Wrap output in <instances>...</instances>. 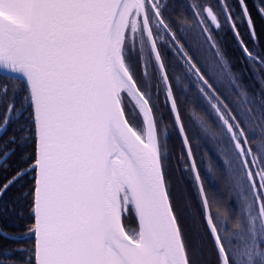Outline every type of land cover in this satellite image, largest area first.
Here are the masks:
<instances>
[{"label": "snow or ice", "instance_id": "6c2138e0", "mask_svg": "<svg viewBox=\"0 0 264 264\" xmlns=\"http://www.w3.org/2000/svg\"><path fill=\"white\" fill-rule=\"evenodd\" d=\"M101 3L0 0V75L15 81L11 89L7 83L0 85V101H7L0 107V131L17 126L0 143V171L10 173L0 181V201L15 189L12 203L0 204V218L23 225L18 236L0 226V242L12 239L31 245L25 261L22 250L0 244V264H168L164 245L155 235L166 228L167 217L153 192L149 157L132 139L141 147H148L149 141L132 126L116 69L106 72L98 52ZM242 3L241 11L251 20L245 0ZM257 12L264 18V5ZM169 27L173 29L171 23ZM169 51L164 45L160 51L161 86L169 80ZM108 78L113 82L111 93L105 87ZM163 91L165 100L172 99L174 122L184 134L179 105L167 87ZM115 105H120L123 123L112 114ZM149 118L156 127L150 107ZM220 118L243 147L239 124L224 115ZM151 154L160 167L171 222L179 228L158 137ZM246 164L252 200L259 204L257 216L264 220V167L256 164L257 181L253 164L247 159ZM130 218L135 221L132 229ZM210 223L216 264H264V242L257 244L255 232L241 248L221 235L214 220Z\"/></svg>", "mask_w": 264, "mask_h": 264}, {"label": "trees", "instance_id": "16d2710c", "mask_svg": "<svg viewBox=\"0 0 264 264\" xmlns=\"http://www.w3.org/2000/svg\"><path fill=\"white\" fill-rule=\"evenodd\" d=\"M223 3L242 47L218 0H158V4L154 3L162 23L217 99L194 75L161 28L154 41L159 57L163 45L170 49L166 58L168 83L161 86V75L154 60H151V78H145L144 83L141 73L138 83L135 82L139 91L142 88L145 91L141 94L144 99L151 101L148 105L154 112L156 128L166 137L165 152L162 150L160 159L171 204L179 220L184 253L187 249L188 264H216L210 238L213 227L210 221L213 220L214 226L222 230L221 235L230 238L232 246L243 248L253 232L258 245L264 242L260 238L264 236V220L257 216L259 204L252 200L250 171L246 164V159L253 164L251 171L257 172L258 181L256 164L264 167V18L257 9L264 5V0H245L251 20L241 11L242 0L239 4L237 0H223ZM142 63L144 61L138 66ZM5 83L11 89L15 81L0 75V85ZM163 87L172 92L179 105L198 182L174 122L172 99L165 100ZM6 102L0 101V107ZM127 113L134 127L133 123L140 121L139 116L128 110ZM221 115L230 123L239 124L237 133H245V136L240 133L243 147L227 131L229 124ZM16 127L9 125L0 131V143ZM3 162L4 157L0 156V165ZM9 174L0 171V181ZM14 192L12 189L0 204H11ZM250 204L252 209L248 208ZM0 226L6 228L10 236H18L17 229L23 227L10 218H0ZM0 244L12 251L22 250V258L27 261V250L31 247L27 241L9 239ZM20 258L17 255L16 259Z\"/></svg>", "mask_w": 264, "mask_h": 264}, {"label": "water", "instance_id": "95a60500", "mask_svg": "<svg viewBox=\"0 0 264 264\" xmlns=\"http://www.w3.org/2000/svg\"><path fill=\"white\" fill-rule=\"evenodd\" d=\"M127 0H102L101 6L98 10V20H97V47H98V52L101 58V61L103 65L105 66V71L107 72L108 69L110 68H115L117 75H119L126 83L128 88L130 89L131 93L134 95L135 99L139 103V106L142 110L143 113V118L146 123V137L148 138V133L149 131L153 128L151 119L149 118V105L144 99V97L141 95L139 92L138 88L136 87L135 83L133 80L130 78L128 73L125 71L123 68L118 52H117V47H116V41H115V36H116V29L119 23L120 15L122 12V8L124 4L126 3ZM139 2V0H138ZM220 7L222 9V12L225 15V18L236 38L238 41L239 45L242 47V44L240 43V40L236 34V31L231 23V20L228 16V13L226 11V8L224 6L223 0H218ZM139 4V3H138ZM140 7V4H139ZM149 7L155 17L156 22L159 24L161 29L166 33V35L169 37L171 42L176 45V49L186 62V64L190 67L191 71L194 73V75L201 81V83L204 85V87L208 90V92L215 98L216 96L213 94V92L210 90V88L207 86V84L203 81V79L200 77V75L197 73V71L194 69L190 61L184 56L182 51L180 50L179 46L176 44L175 40L172 38L170 35L169 31L166 29L164 24L162 23L161 19L159 18L156 10L152 6V4L149 2ZM143 25L153 52V55L156 59V62L158 64V67L160 69L161 75L163 76L164 70L160 61V58L158 56V53L156 51V47L154 44V41L152 40L149 27L147 25V21L145 18V15L141 13ZM2 76V75H1ZM5 77V76H4ZM9 78V77H8ZM166 83V81H165ZM105 87L106 91L108 93L112 92L113 88V82L110 78L105 80ZM219 103L220 101L217 100ZM109 103H111V100H109ZM223 109L226 111L225 107L220 104ZM112 114L118 118V120L123 123L124 117L123 115H120V105H115L112 108ZM145 114L147 115L149 122L146 120ZM149 124V125H148ZM152 133V130H151ZM180 133V132H179ZM129 136H131L130 133H128ZM181 138L183 140V144L188 156V160L190 163V167L193 173V176L195 180L198 182V175L197 171L188 147V144L185 143V135L181 134ZM149 141V146L148 147H141L139 146L138 143L134 141V138L132 139V142L136 145L137 150L140 152L145 153L148 155V163L150 165V171L152 175V182H153V192L155 195V198L159 204V209L161 214L166 215L167 217V226L164 230H157L155 235L156 238L160 241H162L165 251H166V258L168 260V264H188L186 260V256L184 253V249L182 246L181 238L179 235V231L177 228V225L175 223L171 222V213L168 212V200L165 199V188L164 185L161 183L160 179V167L155 164L154 157L151 154V148L155 144L151 142L148 138Z\"/></svg>", "mask_w": 264, "mask_h": 264}, {"label": "rangeland", "instance_id": "374dc122", "mask_svg": "<svg viewBox=\"0 0 264 264\" xmlns=\"http://www.w3.org/2000/svg\"><path fill=\"white\" fill-rule=\"evenodd\" d=\"M149 2L152 4L154 9H156L155 4H158V0H139V2L138 0H127L122 8L119 23L116 29L115 41L121 64L130 78L134 83L136 82V84L139 81L138 78L141 76V73L144 74V83H146L145 78L147 79L150 77L152 69L151 60L155 61L156 67L160 72L141 17V13H143L145 15L152 40L156 41L157 35L159 36V29L161 27L155 20V17L149 7ZM138 3L140 4V7ZM142 61H144V64L142 63V65L138 66V64H140V62ZM139 67L141 68V72L139 71ZM117 81L123 85V105L126 111L128 110L130 114H137L139 116L140 121L133 123L134 128L142 135L146 136L147 126L143 118V113L139 106V103L131 93L125 81L119 75H117ZM141 87L143 86L141 85ZM139 92H141V94H144L145 91H143L142 88ZM131 119L134 121L133 117ZM151 130L153 143H155L157 137L159 138L160 158H162V150L163 152H165L166 147V137H164V133L161 134V132H159L156 127H153ZM127 223L130 229L135 227L134 219H128Z\"/></svg>", "mask_w": 264, "mask_h": 264}, {"label": "bare ground", "instance_id": "6f19581e", "mask_svg": "<svg viewBox=\"0 0 264 264\" xmlns=\"http://www.w3.org/2000/svg\"><path fill=\"white\" fill-rule=\"evenodd\" d=\"M145 117H146V120L149 122V119H148V117H147V115L145 114ZM149 125V124H148ZM148 138H149V140L151 141V142H153L152 140H153V137H152V133H151V130L149 131V133H148Z\"/></svg>", "mask_w": 264, "mask_h": 264}]
</instances>
